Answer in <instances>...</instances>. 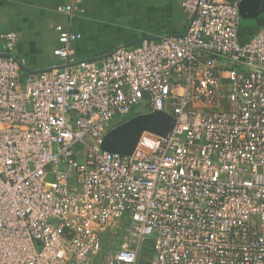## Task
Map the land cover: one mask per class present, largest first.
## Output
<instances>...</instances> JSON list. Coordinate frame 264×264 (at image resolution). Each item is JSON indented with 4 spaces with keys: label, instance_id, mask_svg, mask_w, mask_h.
Segmentation results:
<instances>
[{
    "label": "built area",
    "instance_id": "obj_1",
    "mask_svg": "<svg viewBox=\"0 0 264 264\" xmlns=\"http://www.w3.org/2000/svg\"><path fill=\"white\" fill-rule=\"evenodd\" d=\"M179 1L185 32L101 60L58 5V61L26 76L1 34L0 264H264V33L242 42L244 0ZM133 113L174 124L104 150Z\"/></svg>",
    "mask_w": 264,
    "mask_h": 264
},
{
    "label": "crops",
    "instance_id": "obj_2",
    "mask_svg": "<svg viewBox=\"0 0 264 264\" xmlns=\"http://www.w3.org/2000/svg\"><path fill=\"white\" fill-rule=\"evenodd\" d=\"M70 0H0L1 34L15 32L18 43L15 58L23 62L22 75L50 69L57 63L53 51L58 47V24H68L69 17L58 14L56 7ZM154 2V1H153ZM155 3V2H154ZM151 8L160 13L158 24L151 28L139 15L138 0H79L78 10L72 20V30L81 35L74 45L79 60H101L119 46H136L144 39H158L167 34H181L186 31L188 17L181 9L179 0H160ZM150 4H153L150 2ZM134 9V12L129 10ZM247 21H256L257 33H264V5L250 7ZM155 21V17L148 18ZM65 21L64 23H62ZM244 22V23H245ZM252 35L248 24L241 27L242 42ZM28 36V46L24 45ZM106 45H110L105 48ZM107 47V46H106ZM0 46V51H4ZM44 63V64H41Z\"/></svg>",
    "mask_w": 264,
    "mask_h": 264
},
{
    "label": "water",
    "instance_id": "obj_3",
    "mask_svg": "<svg viewBox=\"0 0 264 264\" xmlns=\"http://www.w3.org/2000/svg\"><path fill=\"white\" fill-rule=\"evenodd\" d=\"M261 5L260 0H244L241 6L243 22L247 14H251L250 7ZM157 39V38H156ZM174 119L162 113L139 114L126 122L115 126L105 137L102 148L110 152L127 155L135 149L141 134L150 130L159 134L169 132Z\"/></svg>",
    "mask_w": 264,
    "mask_h": 264
},
{
    "label": "rangeland",
    "instance_id": "obj_4",
    "mask_svg": "<svg viewBox=\"0 0 264 264\" xmlns=\"http://www.w3.org/2000/svg\"><path fill=\"white\" fill-rule=\"evenodd\" d=\"M155 3H154V2ZM157 1H160V0H138V5H140L139 6V10H142V9H145V11H146V13H140V17L143 19V20H140L141 22H144L145 24H149V25H151V28L153 29L154 28V26L156 25V24H158L157 23V21H159L160 20V17H161V14L160 13H158V14H155V12H153L152 11V9L151 8H148L149 6H152V5H155V6H157ZM150 2L151 3H153V4H150ZM130 12L132 11V12H134V9H132V10H129ZM155 17L156 16V20L155 21H153V20H150V19H148V18H150V17ZM65 21H63L62 23H64ZM245 22V21H244ZM243 21H242V25L243 24H248L249 25V29L251 30V32L252 33H256L257 31H258V28H257V26H258V24H257V22L256 21H254V20H252V21H247V22H245L244 23ZM24 45L27 47L28 46V36H26L25 37V40H24ZM107 46V47H106ZM105 46V48H110V47H108V46H110V45H106ZM14 56H15V54H14ZM41 64H44V63H41ZM145 111L144 110H139V113H144ZM119 122H120V119L119 118H117V120H116V123L117 124H119ZM118 248V246L116 245V249Z\"/></svg>",
    "mask_w": 264,
    "mask_h": 264
},
{
    "label": "trees",
    "instance_id": "obj_5",
    "mask_svg": "<svg viewBox=\"0 0 264 264\" xmlns=\"http://www.w3.org/2000/svg\"><path fill=\"white\" fill-rule=\"evenodd\" d=\"M136 46H138V45H136ZM135 115H136V114L133 113V114L129 115V116L127 117V119H125V120H129V119H131L132 117H134ZM125 120H123L122 122H124ZM119 124H120V123H119ZM151 245H152V241L149 240V241L147 242V244H146V247H145V254H146V255L148 254Z\"/></svg>",
    "mask_w": 264,
    "mask_h": 264
}]
</instances>
